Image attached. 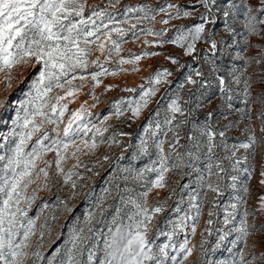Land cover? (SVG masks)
<instances>
[{
  "label": "snow or ice",
  "instance_id": "1",
  "mask_svg": "<svg viewBox=\"0 0 264 264\" xmlns=\"http://www.w3.org/2000/svg\"><path fill=\"white\" fill-rule=\"evenodd\" d=\"M119 2L120 0H114V2L109 0V3L103 8L94 6L91 8L90 14L85 17L83 0H0V73L4 74L6 87H11L10 81L14 78L13 69L24 67L36 69L37 65L39 66L27 90L23 93V98L13 102L14 114L10 119V125L0 134L3 140L0 148L4 149L0 153V264H24L22 257L27 255L24 249L28 247L29 238L36 231V221L27 214L28 208L35 199V191L31 196L25 194L28 187L35 182L33 177L39 179L42 174L47 180L49 168L54 163L56 174L62 176L64 183H70L72 189L75 190L77 183L72 177L81 178L75 172V169L80 166L79 162L73 165L68 172H64L62 166L63 162L68 159L69 149H75L70 153L73 157L78 152H84L85 149L88 152H93L98 146L96 138L100 137V142H103V134L108 131L106 126H97L89 119L92 113L83 104L68 115L65 123L64 117L68 111V104L73 101L68 100L67 103H61L66 97H74L85 86L84 82L89 76L92 81H95V84L92 85V98L98 100L99 98L94 95L95 88L100 84L98 77L117 74V70L110 71L102 67L99 57L89 60V56L94 50L104 52L106 49L107 55L104 59V63H106L114 53L119 56L121 44L124 42L123 38L131 32L134 39H138L140 35L157 38L153 42L145 39V44L176 45L183 49L186 56H193L197 51V42L204 41L209 44V50L215 54L218 51L217 40L213 38L215 33L206 25H215L218 22V15L223 16V31L236 36L238 33L233 24L242 14L243 20L240 23L244 33L247 34L244 36L246 46L249 43L247 37L261 36L264 33V0H239V3H236V0H226L224 5L220 4V0H195V3L187 6L167 3L158 9L146 4L125 5L122 12L123 19L117 20L116 14L110 12L109 8H115ZM200 7L204 9L203 12H199L200 22L188 27H179L172 39H161L168 31L166 28L161 31H153L152 28L147 27L137 29L138 24L144 21H154L156 15L160 13L167 16V19L161 21L165 25L169 24L171 20L193 18L194 13L198 12ZM133 19L135 23H131ZM123 24H129L130 27L123 28L120 26ZM156 55L159 53L144 51L132 54L129 58H120L117 63L135 65L143 57ZM193 58L196 59L195 56ZM237 58H242L239 53H237ZM166 59H169L173 64L179 63L171 56ZM254 59L257 64L264 62V47L259 49V56ZM247 63L246 60L245 66ZM89 64L95 65L101 70L87 74L86 69ZM119 70L123 71L124 69ZM131 70L138 71L136 67ZM195 74L202 75L199 70H196ZM170 75L171 72L167 69L155 72L145 81L148 85L147 88L143 84L139 86L138 97L121 98L115 101L112 105L111 115L119 119L125 113H130V116L127 117L128 120L132 122L138 120L142 111L151 103L152 97L159 91L158 86L169 83L166 78ZM77 79L81 81L80 84H74ZM186 80L188 84L197 83L191 74L186 77ZM219 82L221 91H226L225 81L220 79ZM235 82H240L239 77ZM20 83L23 84L24 81ZM244 84L245 95H248L250 84L247 80L244 81ZM111 87L109 85L105 90L108 91ZM180 87L182 88L183 85ZM123 90L137 91L135 88ZM60 92H63L64 95H60ZM91 107H95V104ZM8 110V100H0V112ZM168 111L170 115L165 117L163 125L167 127V132L173 133L172 139L176 143H170L169 152L165 153L163 148L165 141L156 140L158 161H153L151 166H146L134 177L138 181H144L146 190L140 192L136 197L120 195V204L116 206L111 219H105L107 209L104 208V203L112 196V189L106 187L96 201L94 206L96 210H89L85 214L84 221L70 229L66 247L63 249L64 258L61 260V264H96L97 259L99 264H167L169 259L171 264H185L192 254L193 249L188 246L187 236L178 247L173 238L177 230L182 231L188 226V221H191L192 234H195L196 223L200 216V203L196 195L190 194L189 196L190 207L195 215L185 213L178 220L170 222L169 231L157 230L158 236L167 237L166 243L156 245L153 240L149 239L151 227L155 223L157 215L164 211L166 203V201H162L156 206H148L149 193L154 188L167 186L166 174L171 169L192 167L191 164H186L183 156L176 151L179 146L178 129L184 121H178L175 125L173 122L176 121L175 114L184 115V109L177 99H173L168 104ZM156 115L159 116L158 111ZM208 115L211 119L212 113L210 112ZM109 119V116H105L101 125H104ZM261 123L262 130H264V119ZM153 125L155 126L153 127ZM162 131H164V127L159 120H149L140 137L139 152L147 154L149 140ZM167 132L164 134L167 135ZM90 133L91 135H89ZM124 135L129 134L114 133L109 138L110 144L119 145L120 141L117 137ZM201 135L207 138L205 144L207 148L205 155L208 161L206 172L198 177L201 187H204L206 176H216L217 180L222 179L219 173L223 172L224 168L219 163H212L213 150L216 147L214 143L216 134L211 131L210 127H205L201 131ZM219 135L223 136L224 133L221 132ZM34 137L35 140L32 142ZM189 139L193 140L195 137L190 136ZM254 142V137L249 136L248 142L241 143L238 147L249 149ZM199 147L198 143L197 148ZM48 152H55L54 161L45 159ZM173 153H175L176 159L174 163L170 164L169 157ZM188 155L192 156L193 154L189 152ZM234 155L235 153H233ZM104 159L107 160L108 157L105 156ZM38 160L43 161L46 166L38 167ZM240 163L241 161L237 159L233 168L238 169ZM214 168L217 171H213ZM243 171L248 173L247 168ZM147 173H155V179L146 180ZM248 175L251 178L250 173ZM261 176H264V171L261 172ZM231 179L233 183L230 187L235 189L238 177L232 176ZM260 183L264 184V180H261ZM207 188L220 194V187L216 183H208ZM243 191L247 193L248 188L245 186ZM116 193H120L118 186ZM74 195L75 191H73ZM234 199L237 203L228 206L232 211H226L224 219L226 225L234 218L239 205L244 203L241 196H236ZM260 200L261 208L264 209V197H260ZM129 206L130 210L125 219L124 209ZM68 210L70 211V209ZM208 215L212 216L213 212L210 210ZM247 216L248 212L245 211L239 227L235 229L238 235L233 241L234 246L241 241L246 242L250 235ZM52 219L55 220L56 217L53 216ZM207 223L211 224L212 220L209 219ZM96 224H101L104 227L97 228ZM44 227L45 225L40 226L41 235H43ZM224 239L225 235H221L220 240ZM217 246H219V241ZM203 247L204 241L202 240L201 249ZM61 250L57 249L53 253L48 264H54L55 258ZM170 250L176 254L170 256ZM32 255L42 258L38 251ZM260 258L264 259V252L260 254ZM256 259L257 257L254 256L251 260L246 261L244 252L241 250L239 261L234 259L231 264H255Z\"/></svg>",
  "mask_w": 264,
  "mask_h": 264
},
{
  "label": "rangeland",
  "instance_id": "2",
  "mask_svg": "<svg viewBox=\"0 0 264 264\" xmlns=\"http://www.w3.org/2000/svg\"><path fill=\"white\" fill-rule=\"evenodd\" d=\"M83 2L85 3L84 15L87 17L92 7L103 8L109 3V0H83ZM167 3L187 6L195 3V0H120L119 4L115 8H109V11L116 14L117 20H122L125 5L146 4L158 9ZM225 3L226 0H220L221 5ZM236 3H239V0H236ZM203 11L204 9L200 7L199 11L194 13L193 18L171 20L167 25L161 23L162 20L167 19V16L160 13L156 15L154 21H144L138 24L137 29L147 27L152 28L153 31H161L166 28L168 31L161 39H172L179 27H188L199 23V12ZM217 20L215 25H206L215 33L213 38L218 43V51L215 54L209 50V44L198 41L196 44L197 51L193 54L196 57L194 59L193 56L184 55L183 49L176 45L167 43L162 46L156 43L145 44V39L153 42L157 38L140 35L138 39H134L129 32L123 38L124 42L121 44L119 56L114 53L106 63H104L105 55H107L106 49L104 52L94 50L89 56L90 61L99 57L102 67L110 71L117 70V74H106L98 77L100 84L94 91V95L99 98L98 100L92 98V85L95 84V81H92L89 76L84 82L85 86L74 97H66L64 101H61V103H67L68 100L73 101L68 104V111L64 120L66 123L68 115L83 104L92 113L89 119L97 126H106L108 131L103 134V142H100V137L96 138L98 146L93 152H88L85 149L84 152H78L73 157L70 153L75 149H69L68 159L63 162L62 166L64 172H68L73 165L79 162L80 166L75 169V172L81 178L72 177L77 183L75 190L72 189L70 183H64L62 176L56 174L54 163L49 168L47 180L42 174L39 179L33 177L35 182L28 187L25 194L31 196L35 191V199L28 208L27 214L36 221V231L29 238L28 247L24 249L27 253L26 256L22 257L24 264H48L53 253L57 249H62L54 262V264H61V260L64 258L63 249L66 247L70 229L81 224L89 210H96L94 207L96 201L106 187L112 189V196L104 203V208L107 209L105 219H111L116 206L120 204V195L136 197L140 192L146 190L144 181H138L134 177L146 166H151L153 161H158L156 140L165 141L163 145L165 153L169 152L170 143H176L172 139L173 133L167 132V127L163 125L165 117L170 115L168 104L173 99H177L184 109V115L175 114L176 121L173 122L175 125L178 121H184L178 129L179 146L176 151L183 156L185 163L191 164L192 167L171 169L166 174L167 186L154 188L149 193L148 206H156L160 202L166 201L164 211L157 215L155 223L151 227L149 239L153 240L156 245L166 243L167 237L158 236L157 230L169 231L170 222L178 220L185 213L195 215L190 207L189 196L190 194L196 195L200 203V216L196 223L195 234H192L191 221H188V226L182 231L177 230L173 238L177 247L183 243L185 236L189 240L188 246L193 251L185 264H231L234 259L239 261L241 250L244 252L246 261L255 256L257 257L255 264H264V259L260 258V254L264 252V209L261 208L262 202L260 200V197H264V184L260 183L261 180H264V176H261V172L264 171V130H262L261 123L264 119V115H262L264 113V62L257 64L256 59H254L259 56V49L264 47V38H262L264 33L261 36L247 37L249 43L246 46L244 36L247 34L244 33L240 23L243 20L242 14L233 24L238 33L236 36L223 31L222 15H218ZM230 22H232L231 19ZM131 23H135V20H131ZM120 26L123 28L130 27L129 24ZM241 33L243 35H240ZM102 39L104 38L102 37ZM104 42L107 48V41ZM144 51L156 52L159 55L143 57L135 65L117 63L120 58H129L132 54H139ZM206 53L211 54V56L205 58ZM237 53L242 58H237ZM169 56L174 57L179 63L173 64L169 59H166ZM246 60L247 66H245ZM184 65L185 70L177 75L176 73ZM133 67H136L138 71H132ZM38 68L37 65L36 69L29 67L13 69L14 78L10 81L11 87H6L4 74L0 73V100L7 99L9 104L8 111L0 112V134L10 125V119L14 114L13 102L23 98V93L27 90ZM164 69L171 72V75L166 78L169 83L158 86L159 91L152 97L151 103L142 111L138 120L135 122L128 120L127 117L130 116V113H125L119 119L111 115L112 105L115 101L121 98L138 97L139 86L143 84L147 88L148 85L145 81L152 77L155 72ZM100 70L95 65L89 64L86 73L90 74ZM196 70H199L202 75L197 76ZM190 74L197 83H187L186 77ZM237 77L240 79L239 83L235 82ZM220 79L225 81L226 91H221ZM245 80L250 84L248 95H245ZM21 81L24 83L21 84ZM80 83L79 79L74 81V84ZM109 85L112 87L106 91L105 89ZM180 85L183 87L181 88ZM126 88H135L137 91H124L123 89ZM60 95H64V93L60 92ZM93 104L95 107H91ZM157 111L159 116L156 115ZM210 112L212 113L211 119L208 115ZM105 116H109L110 119L101 125ZM149 120H159L164 131L159 132L156 137L149 140L147 154H141L138 145L140 137L143 135V129ZM205 127H210L211 131L216 134L214 136L216 147L213 150L212 163L221 164L224 171L219 173L222 177L219 180L216 176H206L204 187H201L198 177L206 172V164L208 163L205 155L207 153L205 147L207 138L201 135V131ZM117 132H124L129 135L118 136L119 145L110 144L109 138ZM164 132H167V135ZM221 132L224 133L223 136L219 135ZM190 136L195 137V139L190 140ZM249 136L254 137V144L249 149L238 147L241 143L248 142ZM34 140L35 137L32 142ZM2 143V135H0V144ZM198 143L200 144L199 148H197ZM126 150L129 151L127 155H125ZM3 151L4 149L0 148V153ZM189 152L193 155L189 156ZM233 153H235L234 156ZM105 156L108 157L107 160L104 159ZM45 159L54 161L55 152H48ZM175 159V153H173L169 157V163H174ZM237 159L241 163L238 165V169H234L233 164ZM37 166L45 167L46 165L43 161L38 160ZM245 168L248 169L251 178H249L248 173L243 171ZM213 171L217 170L214 168ZM155 176V173H147L145 179L153 180ZM232 176L238 177L235 189L230 187L233 183ZM208 183L218 184L220 194L208 189ZM117 186L120 189L119 194L116 193ZM245 186L248 188L247 193L243 191ZM125 189L128 191L125 192ZM73 191H75L74 196ZM236 196L243 197L244 203L239 205L234 218L226 225L224 223L226 211H232L228 206L237 203L234 199ZM177 209L179 210L177 211ZM129 210L130 206L124 209L125 219ZM210 210L213 212L212 216L208 215ZM245 211L248 212L247 224L250 235L246 242L241 241L234 246L233 241L238 235L235 229L239 227ZM53 216L56 217L55 220L52 219ZM209 219L212 220L211 224L207 223ZM41 225H45L43 235L40 231ZM96 227L103 228L104 226L96 224ZM104 230L106 231V228ZM221 235H225V239L222 241L220 240ZM202 240L204 241L203 249H201ZM218 241L219 246H217ZM37 251L42 258L32 255ZM175 254L174 251L170 250V256ZM84 259L86 260V256ZM96 264H99L98 259ZM167 264H171L170 259Z\"/></svg>",
  "mask_w": 264,
  "mask_h": 264
},
{
  "label": "trees",
  "instance_id": "3",
  "mask_svg": "<svg viewBox=\"0 0 264 264\" xmlns=\"http://www.w3.org/2000/svg\"><path fill=\"white\" fill-rule=\"evenodd\" d=\"M206 55H207V56H211V54H209V53H206ZM186 62H188V61H186ZM184 70H185V65L182 66V67L180 68V70L178 71V73H176V74L178 75L179 73L183 72ZM128 153H129V151L126 150V151H125V155H127Z\"/></svg>",
  "mask_w": 264,
  "mask_h": 264
}]
</instances>
